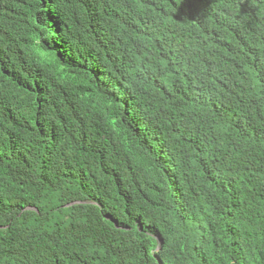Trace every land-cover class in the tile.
Wrapping results in <instances>:
<instances>
[{
	"label": "trees",
	"instance_id": "1",
	"mask_svg": "<svg viewBox=\"0 0 264 264\" xmlns=\"http://www.w3.org/2000/svg\"><path fill=\"white\" fill-rule=\"evenodd\" d=\"M0 264H264V0H0Z\"/></svg>",
	"mask_w": 264,
	"mask_h": 264
}]
</instances>
